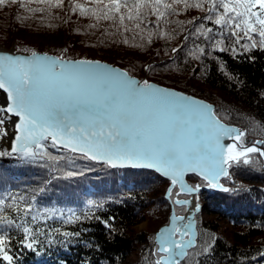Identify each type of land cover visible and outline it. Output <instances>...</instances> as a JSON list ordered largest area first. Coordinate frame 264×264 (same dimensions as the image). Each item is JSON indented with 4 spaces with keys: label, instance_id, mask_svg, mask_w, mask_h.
<instances>
[{
    "label": "snow or ice",
    "instance_id": "1",
    "mask_svg": "<svg viewBox=\"0 0 264 264\" xmlns=\"http://www.w3.org/2000/svg\"><path fill=\"white\" fill-rule=\"evenodd\" d=\"M85 2L88 7L79 0H28L40 7L27 8L24 0H0V6L19 4L33 15L39 13L42 23L45 13L58 15L63 11L66 15L78 13L81 17L91 14L96 24L89 27H97L102 20L112 21L118 23V32L119 29L124 33L133 32V40L139 36L146 44L153 42V35L164 39L172 36L164 31L165 25H182L183 22L172 21L170 17L198 9L204 15L187 22L193 28L184 40L190 36L202 38L220 52L228 50L225 41L244 50L257 46L264 49V0ZM120 42L128 44L129 38L124 36ZM179 50L173 48L172 52ZM231 51L238 50L232 47ZM205 54L206 48L199 45L189 52L194 59ZM0 90L7 94L5 102L0 104V140L12 138L11 149L0 150V157L17 154L18 158L33 162L48 155L44 142L50 140L54 147L60 145L112 167L131 166L159 172L170 180L168 196L175 195L174 203L178 206L189 203L180 199L181 195L193 194L200 188L185 182L187 173L197 174L212 187H222L216 182L222 176L229 177V168L250 163L247 154L264 156V149L241 144L245 132L224 124L212 106L147 80H137L127 71L106 63L71 59L67 49L59 55L36 51L27 56L0 53ZM255 144H264V141ZM176 185L179 189L174 192ZM30 211L29 204L23 211L25 219L37 221L38 215L29 216ZM184 219L173 216L171 227L160 230L152 252L156 257L154 264H180L179 257L195 246L189 234L191 226L185 225L184 229L177 226V221ZM11 228L22 230L19 244L24 248L34 249L40 242L38 228L0 214V229H3L0 264H14ZM177 235L179 240L175 238ZM211 247L208 244L204 251H210Z\"/></svg>",
    "mask_w": 264,
    "mask_h": 264
},
{
    "label": "trees",
    "instance_id": "2",
    "mask_svg": "<svg viewBox=\"0 0 264 264\" xmlns=\"http://www.w3.org/2000/svg\"><path fill=\"white\" fill-rule=\"evenodd\" d=\"M79 2L89 6L85 0ZM24 3L27 8L40 7L28 0ZM0 7L28 12L19 4ZM45 14L68 21L64 27L67 44L72 49L70 56L108 59L100 55L125 46L147 51L146 62L155 58L152 64L168 63L185 73L180 81H166L168 84L185 91L203 86L217 90L215 95L212 93L214 101L211 100L216 104V113L227 122L244 126L248 133L243 142L264 141V49L257 46L244 50L225 41L228 50L220 52L202 38L182 39L193 28L187 22L204 15L200 10L191 9L170 17L172 21L183 22L182 25H165L164 31L173 35L167 39L153 35L150 44L142 42L139 36L133 40V32L124 33L122 29L118 32V23L112 21L102 20L97 27H89L96 24L91 14L89 17L78 13L66 15L63 11L58 15ZM124 36L129 38L128 44L120 42ZM195 45L206 48V54L199 59L189 55ZM232 47L237 48V53L231 51ZM173 48L180 50L174 54ZM90 50L94 54L88 55ZM126 69L138 75L129 67ZM46 150L48 155L33 162H0V201H3L0 214L39 229L40 242L34 249L19 244L22 230H9L14 264H124L139 243L148 248L149 254L137 264H154L153 238L155 241L156 231L169 221L163 217L159 203L169 204L165 188L170 180L154 170L112 167L58 145L54 147L51 141L46 143ZM249 155L248 165H233L229 177L223 179L229 185L228 191L213 190L203 198L205 210L197 214V246L189 254L196 264H264V160L259 153ZM189 181L206 183L196 174L189 175ZM151 182L156 184L138 185L140 188L130 184ZM29 204L28 215H38L37 221L28 222L23 216ZM152 206L150 211L161 213L155 214V224L136 231L134 225L140 222V214ZM17 208L21 211L17 212ZM148 241L151 243L147 244ZM208 244L212 247L205 252Z\"/></svg>",
    "mask_w": 264,
    "mask_h": 264
},
{
    "label": "rangeland",
    "instance_id": "3",
    "mask_svg": "<svg viewBox=\"0 0 264 264\" xmlns=\"http://www.w3.org/2000/svg\"><path fill=\"white\" fill-rule=\"evenodd\" d=\"M49 24H51L52 27L46 26ZM64 24H65V18L62 19L59 17H51L50 15L44 14V19L42 23L40 19V14L33 15L29 12L15 10L13 7H8V8L0 7V46L5 47L4 46L5 44L6 45L5 48L9 49L14 44L16 50L18 51H23L21 49H35V50L49 51V52H53L56 54H60L62 50L67 49V56H70L72 49L69 48L67 44L68 37H67V32H66V28L64 27ZM185 35L186 33L182 35V39ZM21 38L23 39L22 41H21ZM146 52L147 51L142 52L140 50L125 46V47H122L121 49L107 51L105 54H101L100 56L107 57L108 59H110L109 61L115 62L124 68L129 67L130 69H132V71H134L135 73H138L140 77H146L147 80L157 81L159 83L169 85V86H173V85L168 84L166 81L178 82L181 80V78L185 77V73L182 70L175 69L168 63L163 64V65H155V64L151 65L150 64L151 66L150 69L145 68L146 65L150 63L152 60L156 61V59L153 58V59H150V62L149 61L146 62L148 58L145 55ZM87 53L88 55H92L94 54V51L90 50V51H87ZM173 87L180 88L179 86H173ZM187 91H191L193 93L201 95V97L203 96L204 98L207 97L210 99V101L213 99L212 93H214V95L215 93H217V90H214L206 86H203L202 88H189L187 89ZM1 103H2V100L0 99V104ZM240 126H242L243 132H245V136H246L248 131L244 128L243 125H240ZM245 136L242 138V141H241L244 146L249 147V145H252L257 141V140H250L248 142L247 141L243 142L245 141L244 140ZM3 141L4 139L0 140V143H2ZM262 145L264 146V144ZM247 155L248 157H250L249 154ZM188 180H189V176H188ZM130 184H136L137 188H140L138 185L145 186V187H151L155 185L156 183L151 182L148 184H141V183H130ZM191 184L196 186L197 183H191ZM168 188H169V185L167 188H165V194ZM178 189L179 187L176 186L174 189V192L178 191ZM190 196L192 195L184 194V195H181L180 198L182 197L188 198ZM175 198H176L175 195H173L171 198H168L169 204H165L162 202L159 203L162 208L163 217L165 218L166 221L167 220L170 221L172 204L174 205L175 210L178 214H183L186 211V205L178 206L174 203ZM203 198H202V202L204 203ZM197 201L201 204V202L198 199ZM154 205L155 204H153V206ZM153 206L149 208L146 212L144 211V213L140 214L142 215L140 222L134 225V228L136 229V231H140L141 229H144L145 227H148L149 225L151 226L152 224L153 225L155 224L156 222L155 214L159 215L161 213L158 210L150 211L153 208ZM204 210L205 208H203V205H202L199 213L203 212ZM196 218H197V215H196ZM149 243H151V241L147 242V244ZM156 244L153 238L152 245L154 248H156L157 246ZM148 254H149L148 248L143 247L142 244L139 243L136 250H133L130 253L128 260L124 262V264H137L138 260H142L144 255L147 256ZM189 254H190V250L188 251V254L185 257V259L187 260L184 261L183 263L186 264L187 262V264H196L193 258L189 256Z\"/></svg>",
    "mask_w": 264,
    "mask_h": 264
},
{
    "label": "water",
    "instance_id": "4",
    "mask_svg": "<svg viewBox=\"0 0 264 264\" xmlns=\"http://www.w3.org/2000/svg\"><path fill=\"white\" fill-rule=\"evenodd\" d=\"M33 51H36L38 53H47L49 55H59V54H56V53H53V52H49V51H44V50H33ZM32 51H18L16 50L14 44L12 45L11 48L9 49H6L5 47L3 48H0V53H4V54H12V55H30ZM175 54V53H174ZM174 54L172 56H170V58H172L174 56ZM69 58L71 59H88V60H96V61H100L101 63H106L112 67H115V68H118L120 70H124V71H127L129 73V75L137 80H140V81H144V80H147L146 77H140L138 75H134L132 73H130L126 68L118 65L117 63L115 62H111L109 60H106V59H101V58H98V57H70L68 56ZM164 59V58H163ZM162 59V60H163ZM156 62L155 60H152L150 63H148L146 65L145 68H147L148 65L152 64ZM149 83L151 84H154L156 85L157 87H162V88H165V89H169V90H173V91H176L178 93H181L183 95H186V96H189V97H192L198 101H201L205 104H208L210 106H212L213 109H215L216 111V104L204 97H201V96H198L196 94H193L191 92H188V91H185V90H182L180 88H177V87H173V86H169V85H165V84H162V83H159L157 81H153V80H147ZM6 96L7 94L3 91V90H0V99L2 100V103L3 104L6 100ZM218 115V114H217ZM218 118L221 119V121L226 124L227 126L229 127H234V128H237L241 131H243V128L242 126L238 125V124H234V123H229V122H226L224 121L219 115H218ZM15 119V118H14ZM11 136H9L8 138L4 139V141L2 143H0V150H3V149H11ZM50 141V140H49ZM257 141H262L261 139H257ZM48 141L44 142L45 143V147H46V143ZM226 143H232L231 141H225ZM235 142V141H233ZM257 146V147H260L261 149H264V146L262 144L260 145H257V144H252V145H249V146ZM59 147L63 148L62 146L58 145ZM246 147V146H245ZM66 149V148H65ZM78 153V152H77ZM81 154V153H80ZM263 160H264V156H262ZM22 161H25L23 159H20L18 158V155L17 154H13V155H5V156H2L0 157V162H5L7 164H12V163H15V162H22ZM95 161H99V162H104L102 160H95ZM106 163V162H105ZM108 164V163H107ZM109 165V164H108ZM111 166V165H110ZM116 168H131V169H148V168H139V167H131V166H118ZM149 170H153V169H149ZM155 171V170H154ZM228 171L230 172V168L228 169ZM157 172V171H156ZM159 173V172H158ZM160 174V173H159ZM191 174H194V173H187L184 177V180L185 182L190 185V186H194L190 183V181L188 180V176L191 175ZM162 175V174H161ZM197 175V174H196ZM163 176V175H162ZM225 177H221L216 183L217 185H222V187L220 186H217V187H212L210 185L207 184V182L205 184H202L199 188V190H209V189H213V190H223V188H228L229 189V185H226L224 182H223V179ZM196 185H199L198 183ZM171 186V184H169V187ZM179 187V185H176ZM198 190V191H199ZM195 193L193 194H190L192 196L188 197V198H180L182 200H187L189 201V203L185 204L186 205V211L183 213V214H178L175 210V207L174 205L172 204V211H171V214H170V221L166 224H163L159 230L156 232V236H155V241L157 243V240H156V237L157 235L160 233V230L163 229V228H167V227H171V224H172V217L173 216H176V217H180V216H183L185 217V219L183 221H177V226L181 227L182 229H184V226L185 225H190L191 228H190V236L191 238L193 239L195 245L197 244V239H198V235H199V231H198V227H197V218H196V215L197 213L200 211L201 207H202V203L200 204L198 201H197V198H195L194 196ZM165 196L167 198H169L168 196V191L166 192ZM176 199V198H175ZM199 200V199H198ZM177 240L180 239V236L177 235V237H175ZM188 237H184V239H187ZM192 248V247H191ZM190 250V248L186 249V255L185 256H182V257H179L180 259V264H182L184 261H185V257L187 256L188 254V251ZM184 264V263H183Z\"/></svg>",
    "mask_w": 264,
    "mask_h": 264
},
{
    "label": "bare ground",
    "instance_id": "5",
    "mask_svg": "<svg viewBox=\"0 0 264 264\" xmlns=\"http://www.w3.org/2000/svg\"><path fill=\"white\" fill-rule=\"evenodd\" d=\"M0 48H2V46H0ZM4 48V47H3ZM231 142H233V141H231ZM199 184V183H198ZM200 185V184H199ZM201 186V185H200ZM211 191H213V189H209V190H199V191H197L196 192V194H195V197L197 198V199H199V201L202 203V205L204 206V203L202 202V198H203V196L205 195V194H208L209 192H211ZM89 198H92V197H89ZM198 214V213H197ZM177 237V236H176ZM198 241V240H197ZM197 246V244L194 246V247H196ZM194 247H192V248H194ZM192 248H190V249H192Z\"/></svg>",
    "mask_w": 264,
    "mask_h": 264
}]
</instances>
